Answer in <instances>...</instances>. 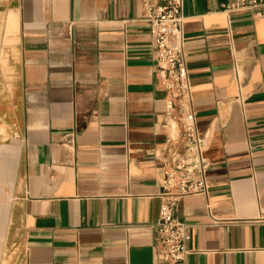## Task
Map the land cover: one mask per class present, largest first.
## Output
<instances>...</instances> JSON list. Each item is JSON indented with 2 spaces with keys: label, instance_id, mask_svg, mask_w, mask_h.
Returning a JSON list of instances; mask_svg holds the SVG:
<instances>
[{
  "label": "crops",
  "instance_id": "crops-1",
  "mask_svg": "<svg viewBox=\"0 0 264 264\" xmlns=\"http://www.w3.org/2000/svg\"><path fill=\"white\" fill-rule=\"evenodd\" d=\"M236 1L183 0L212 162L208 193L178 207L186 264H264V13ZM162 3L0 0V264L9 248L25 264H158Z\"/></svg>",
  "mask_w": 264,
  "mask_h": 264
},
{
  "label": "built area",
  "instance_id": "built-area-1",
  "mask_svg": "<svg viewBox=\"0 0 264 264\" xmlns=\"http://www.w3.org/2000/svg\"><path fill=\"white\" fill-rule=\"evenodd\" d=\"M249 6L264 13V0H237L228 4ZM148 20L158 59L157 73L167 91L163 121L164 145L159 158L165 179L160 218L156 223L158 264H186L189 225L178 218L181 200L207 194L212 165L206 152L210 139L200 134L192 109V85L184 50L183 0H164L148 5Z\"/></svg>",
  "mask_w": 264,
  "mask_h": 264
},
{
  "label": "rangeland",
  "instance_id": "rangeland-1",
  "mask_svg": "<svg viewBox=\"0 0 264 264\" xmlns=\"http://www.w3.org/2000/svg\"><path fill=\"white\" fill-rule=\"evenodd\" d=\"M22 252L23 249L22 248H9L7 250V253L5 254V264H25L24 263V260H25V257H24V254L23 252L20 253L19 252Z\"/></svg>",
  "mask_w": 264,
  "mask_h": 264
}]
</instances>
